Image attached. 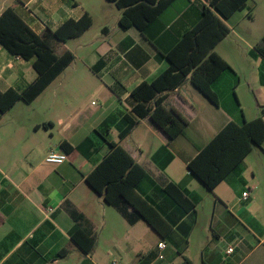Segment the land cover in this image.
Returning a JSON list of instances; mask_svg holds the SVG:
<instances>
[{"label":"crops","instance_id":"obj_1","mask_svg":"<svg viewBox=\"0 0 264 264\" xmlns=\"http://www.w3.org/2000/svg\"><path fill=\"white\" fill-rule=\"evenodd\" d=\"M262 1L249 0L224 21L230 34L215 51L232 70L212 85L218 106L188 80L164 102L187 122L182 134L170 139L146 118L121 141L135 105L132 92L168 70L166 55L199 23L207 1L173 0L143 34L121 28L122 11L107 0H0V17L14 8L38 36L85 14L93 19L58 53L71 52L74 62L34 102L19 101L1 116L0 264H264V142L213 191L187 168L230 122L264 120V58L255 50L264 37ZM261 14L256 36L252 26ZM36 78L31 61L0 45V94L23 92ZM105 123L106 139L146 172L137 193L159 213L158 230L144 221L130 225L86 182L110 150L98 133ZM129 139L134 148L125 146ZM86 141L63 164L45 162L51 151L62 152V143L78 148ZM169 183L185 191L192 211L163 191ZM76 227L94 235L90 251L72 240ZM161 242L167 244L163 261L157 259ZM83 244L89 248L88 239Z\"/></svg>","mask_w":264,"mask_h":264},{"label":"trees","instance_id":"obj_2","mask_svg":"<svg viewBox=\"0 0 264 264\" xmlns=\"http://www.w3.org/2000/svg\"><path fill=\"white\" fill-rule=\"evenodd\" d=\"M122 11L120 26L124 30L137 28L145 34L152 23L173 0H107ZM199 23L184 33L181 40L166 55L170 67L152 83H143L131 97L135 103L131 114L125 117V128L120 140H125L139 125L140 120L150 118L170 139L183 133L187 122L175 111L164 107L166 93L180 89L188 80L215 106L219 100L213 91V83L220 75L232 70L230 65L215 51L230 34L224 21L235 13L244 11L249 0H206ZM93 25V19L85 14L80 20H69L56 31L47 29L36 35L19 17L14 8L7 9L0 17V45L10 54L31 61L37 73L36 80L23 92L10 89L0 94V119L19 101L34 102L75 60L74 54L59 55L63 43L78 38ZM257 53L264 58V37L256 46ZM107 123L100 127L99 134L109 145V153L93 172L86 177L87 184L113 206L130 225L146 222L154 230L162 221L157 210L137 193V187L145 177L144 168L119 144L110 142L105 134ZM62 143L61 149L72 158L82 149ZM264 142V120L258 118L243 125L230 122L220 131L187 168L209 190L213 191L251 153L254 147ZM163 191L184 211L195 207L179 186L169 183ZM73 219L81 222V215L70 211ZM72 240L90 251L95 237L89 230L76 227L71 231ZM89 240V248L83 242Z\"/></svg>","mask_w":264,"mask_h":264},{"label":"built area","instance_id":"obj_3","mask_svg":"<svg viewBox=\"0 0 264 264\" xmlns=\"http://www.w3.org/2000/svg\"><path fill=\"white\" fill-rule=\"evenodd\" d=\"M68 160V157L67 155L62 151L61 153H57V152H54V151H51L46 159H45V162L47 164H50V165H60V164H63L64 162H66ZM249 197V192L246 191L242 194V199L243 200H246L248 199ZM50 212H52L53 210L50 209L49 210ZM167 249V244L165 242H161L159 245H158V254H157V259L158 260H165V250ZM234 252V248H230L227 253L230 255Z\"/></svg>","mask_w":264,"mask_h":264},{"label":"rangeland","instance_id":"obj_4","mask_svg":"<svg viewBox=\"0 0 264 264\" xmlns=\"http://www.w3.org/2000/svg\"><path fill=\"white\" fill-rule=\"evenodd\" d=\"M262 9H264V0L262 1ZM263 17V15L261 14L260 16H259V20L256 22V24H254V26H252L253 27V29L255 30V35L256 36H259V34H258V32H257V25H258V23H259V21H260V19ZM233 21L234 20H232L231 21V23H233ZM255 36V37H256ZM134 139L133 140H131V139H129L127 142H126V144H125V146H127V147H132V148H134ZM123 147V146H122Z\"/></svg>","mask_w":264,"mask_h":264}]
</instances>
